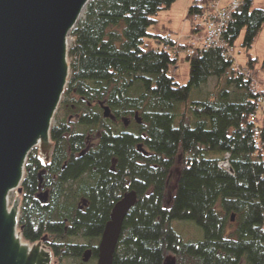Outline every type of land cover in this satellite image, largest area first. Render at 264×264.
<instances>
[{
  "label": "trees",
  "instance_id": "1",
  "mask_svg": "<svg viewBox=\"0 0 264 264\" xmlns=\"http://www.w3.org/2000/svg\"><path fill=\"white\" fill-rule=\"evenodd\" d=\"M176 1L91 0L70 33L71 75L51 128V159L38 148L29 154L19 217L23 240L48 239L60 262L80 256L78 239L97 243L115 204L135 191L114 264H165L170 253L175 264H264V116L250 120L264 89L253 92L252 78L234 72L235 58L219 47L187 54L189 82L180 84L171 68L185 45L149 32ZM256 1L242 0L233 14L223 35L231 47L243 32L251 46L264 30ZM248 65L256 69L254 60ZM211 78L213 90L202 94ZM198 89L201 98L191 100ZM227 155L230 170L221 166ZM175 220L197 223L203 239L184 241Z\"/></svg>",
  "mask_w": 264,
  "mask_h": 264
},
{
  "label": "water",
  "instance_id": "2",
  "mask_svg": "<svg viewBox=\"0 0 264 264\" xmlns=\"http://www.w3.org/2000/svg\"><path fill=\"white\" fill-rule=\"evenodd\" d=\"M90 1L0 0V264H53V253L42 240H23L21 197L12 203L10 197L22 193L27 159L35 148L43 161H50L51 128L71 75L69 36ZM104 112L111 114L108 107ZM38 198L47 202L48 193ZM136 201L131 191L115 204L102 233L98 264H114L125 218Z\"/></svg>",
  "mask_w": 264,
  "mask_h": 264
},
{
  "label": "rangeland",
  "instance_id": "3",
  "mask_svg": "<svg viewBox=\"0 0 264 264\" xmlns=\"http://www.w3.org/2000/svg\"><path fill=\"white\" fill-rule=\"evenodd\" d=\"M188 0H181L176 2L171 6L170 9L161 11L156 18L159 20L157 25L151 26L149 28L150 33H159L168 34V30L173 31L175 40L179 43L185 45V47H181V50L178 52V58L175 65L172 66L171 71L176 75L177 81L180 84H187L189 82V71L190 64L186 59L187 50L186 46L191 42L190 35L191 29L187 20L188 8H186V3ZM255 5L257 7L264 6V0H257ZM190 20V19H189ZM171 33V32H170ZM72 37H69V49L72 45ZM147 44L154 45V41L152 38L147 37L145 39ZM244 32L239 37L235 45L234 58L235 64L234 67L238 70L244 71L245 76L251 77L257 89H264V73L260 70L261 62L264 58V30H262L258 36L255 38V41L251 46L244 45ZM254 60L256 69H249V61ZM70 61V60H69ZM238 73L240 71H237ZM216 79L211 78L209 82L202 87V94L209 93L213 90ZM195 98H201L200 89L193 90L191 94V100H195ZM57 124L56 119L53 121V125ZM180 168L178 165L172 169V172L168 178L167 188H166V197H165V205L170 206L172 204L173 196L175 193L178 176H179ZM18 192H13L10 197V202L12 203L17 196H20ZM173 227L176 231L182 236L184 241L197 242L203 239V231L202 228L190 220H175L172 222ZM78 241H82V239H78ZM78 260L65 259L64 264H79ZM166 262H175V257L172 253L167 256ZM165 262V263H166Z\"/></svg>",
  "mask_w": 264,
  "mask_h": 264
},
{
  "label": "built area",
  "instance_id": "4",
  "mask_svg": "<svg viewBox=\"0 0 264 264\" xmlns=\"http://www.w3.org/2000/svg\"><path fill=\"white\" fill-rule=\"evenodd\" d=\"M241 5L242 0H204L198 3L197 11L191 16L190 23L194 24L195 28H201L204 31V37L201 40H191L187 46V53L193 55L199 49L203 50L219 47L223 49V55L225 57H234L235 48L225 42L223 35L233 14L240 9ZM164 38L167 41H176L174 35L170 32L166 34ZM162 48L167 50L168 46L163 45ZM232 70L236 73H238L237 71H240L239 73H244V71L235 68L234 65ZM251 89L253 92L259 91L253 79ZM258 103L257 110L250 116V120L253 122H261L264 116V111H262L261 107L263 106L262 104H264L262 97L258 98ZM260 132V128L256 127L254 133L255 137H258ZM228 158L229 156L227 155L226 159L221 162V166L230 170Z\"/></svg>",
  "mask_w": 264,
  "mask_h": 264
},
{
  "label": "flooded vegetation",
  "instance_id": "5",
  "mask_svg": "<svg viewBox=\"0 0 264 264\" xmlns=\"http://www.w3.org/2000/svg\"><path fill=\"white\" fill-rule=\"evenodd\" d=\"M101 237H102V234L99 237V240H98L97 243L93 239L88 241V240H86L84 238H81L82 242L85 244V247L83 248L82 252L80 253V256L78 258H76V259L73 258V257L72 258H62L61 262H60L59 257H56V255H55L56 253L53 251L52 247L48 246L46 244L48 239L44 238V239H42V241L45 244L46 248L49 249L53 253V264H64L65 259L78 260L79 264H98V260H99V244H100V241H101ZM31 244H33V243H31ZM85 254H86V256H85Z\"/></svg>",
  "mask_w": 264,
  "mask_h": 264
},
{
  "label": "crops",
  "instance_id": "6",
  "mask_svg": "<svg viewBox=\"0 0 264 264\" xmlns=\"http://www.w3.org/2000/svg\"><path fill=\"white\" fill-rule=\"evenodd\" d=\"M178 1H181V0H177L176 2H178ZM193 1L194 0H188L187 1V3H186V8H188L187 10H189V8H190V6L192 5V3H193ZM175 2V3H176ZM174 3V4H175ZM187 15H188V13H187ZM187 17V16H186ZM187 20H188V24L190 23V20L188 19V17H187ZM190 25V24H189ZM190 27V26H189ZM198 28V27H197ZM190 29H191V27H190ZM199 30H197V31H192V29H191V35H190V39L191 40H193V39H197V40H201L203 37H204V31L201 29V28H198ZM167 32H171L173 35H174V33H173V31H171V30H168ZM175 37V36H174ZM190 40V41H191ZM177 41H178V39H177ZM180 44H182V43H180Z\"/></svg>",
  "mask_w": 264,
  "mask_h": 264
}]
</instances>
